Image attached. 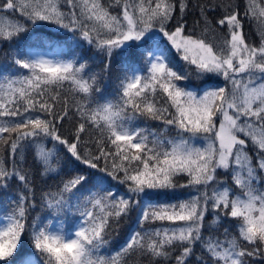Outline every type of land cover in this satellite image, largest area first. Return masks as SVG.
<instances>
[{
    "label": "snow or ice",
    "instance_id": "obj_1",
    "mask_svg": "<svg viewBox=\"0 0 264 264\" xmlns=\"http://www.w3.org/2000/svg\"><path fill=\"white\" fill-rule=\"evenodd\" d=\"M0 264H264V0H0Z\"/></svg>",
    "mask_w": 264,
    "mask_h": 264
},
{
    "label": "trees",
    "instance_id": "obj_2",
    "mask_svg": "<svg viewBox=\"0 0 264 264\" xmlns=\"http://www.w3.org/2000/svg\"><path fill=\"white\" fill-rule=\"evenodd\" d=\"M189 22L191 23V20ZM249 31L252 32V39L253 40H258V36L256 35L254 28L250 27L249 28ZM44 34L47 35V33H44ZM28 39H30V37ZM91 54L92 53H84V55H86V56L91 55ZM89 63H90V66H92V67H95L96 66L95 64H92L91 61H89ZM97 63H98V61H97ZM153 126L154 127L156 126V123L155 122H153ZM225 179H227V177H225ZM229 183H231V181H229ZM182 191H187V190H182Z\"/></svg>",
    "mask_w": 264,
    "mask_h": 264
}]
</instances>
